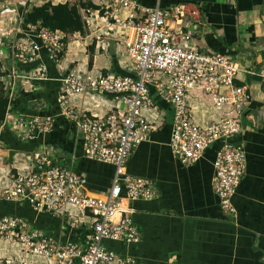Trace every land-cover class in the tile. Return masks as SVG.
<instances>
[{"label": "built area", "instance_id": "2783aa9c", "mask_svg": "<svg viewBox=\"0 0 264 264\" xmlns=\"http://www.w3.org/2000/svg\"><path fill=\"white\" fill-rule=\"evenodd\" d=\"M82 1L92 3L97 7L94 12L111 24L116 13L128 11L121 24L129 32L123 44L131 75L109 71L82 78L69 73L62 76L56 97L58 117L73 125L74 147L83 159L112 166L111 184L105 195L93 196L86 177L61 166L62 157L56 150L41 146L32 156L15 153L8 167L9 178L0 182V202L27 204L36 214L60 219V225L57 232H48L19 216L0 217V253L6 245L13 246L17 259L2 255L0 264H135L104 243L137 245L141 238L130 204L157 196L150 181L126 171L131 153L162 125L164 113L158 112L154 99L170 107L168 147L183 166L198 162L209 147L219 145L211 186L221 212L236 217L232 198L246 171V154L237 138L245 129L243 121L251 102L248 88L236 82L238 75L250 72L228 55L200 52L195 40L202 27L186 20L189 14L183 7L164 10L157 3L153 8H141L135 0ZM136 10L141 11L140 17ZM81 12L88 15L91 11ZM15 15L14 20L0 25V71L4 73L0 82L10 102L19 91L36 92L34 83L47 80V69L40 63L42 53L58 66L67 46L65 33L38 24L25 25L23 15ZM33 64L28 71L20 69ZM260 76L264 79V69ZM95 93L116 101L114 111L98 117L71 101L76 95ZM191 98L200 106L201 124L192 117ZM142 111L154 113L157 120L146 119ZM5 126L19 141H31L49 133L54 118L12 114L8 106L0 132ZM75 158L72 152L70 162ZM81 226L89 230L84 240L70 241L66 234Z\"/></svg>", "mask_w": 264, "mask_h": 264}, {"label": "crops", "instance_id": "0c3cea01", "mask_svg": "<svg viewBox=\"0 0 264 264\" xmlns=\"http://www.w3.org/2000/svg\"><path fill=\"white\" fill-rule=\"evenodd\" d=\"M43 1L0 0V25L5 26L7 19L14 20L15 14L25 15L29 11L28 5L32 8ZM65 1L60 0L58 4ZM138 1L141 8H150L157 0ZM157 3L164 10L177 6L183 7L185 14L194 13L192 17L186 15V20L197 22L202 27L198 40H195L197 49L228 55L242 69L250 72L249 75H238L236 82L245 85L251 95L243 121L245 129L237 138L246 154V171L232 198L236 217L231 218L221 212L211 186L212 164L219 145L209 147L198 162L183 166L173 158L168 147L171 110L166 104H157L158 112L164 113L161 127L131 153L126 165L130 176L150 181L157 195L151 201L130 204L140 242L129 246L110 242L104 245L117 254L132 258L135 264H264V79L260 76L264 69V0H158ZM80 14L86 22L84 35H69L64 55L55 68L57 73H74L82 78H94L109 71L119 76L131 75L130 59L123 44L129 32L121 24L128 11L116 13L113 24L94 11L88 15L80 11ZM135 14L140 17L141 11L136 10ZM49 61L42 53L40 63L48 72L53 66ZM34 66L20 69L28 71ZM71 101L74 106L98 117L118 105L116 101L96 93L76 95ZM37 103L42 105L36 104L38 113L45 109L46 104ZM189 104L194 121L201 124L204 117L198 102L191 98ZM27 108V113L11 111L39 115L29 113L34 106L29 104ZM153 114L142 111L150 121L157 120ZM69 129L67 135L61 132L59 138L70 144L72 130L71 127ZM71 143L72 152L81 156L78 147H74L73 141ZM9 158L10 152L0 146V182L9 178ZM75 168L86 177L91 195L102 196L108 192L114 172L112 166L78 157ZM6 214L23 216L35 228L54 232L47 229L51 222L47 217L24 206L0 204V216ZM88 231L86 226H81L78 240L73 242L83 241ZM66 235L70 241L76 236L74 231ZM2 252L0 256L5 259L17 260L13 256L15 247L6 245Z\"/></svg>", "mask_w": 264, "mask_h": 264}, {"label": "trees", "instance_id": "16d2710c", "mask_svg": "<svg viewBox=\"0 0 264 264\" xmlns=\"http://www.w3.org/2000/svg\"><path fill=\"white\" fill-rule=\"evenodd\" d=\"M135 1L139 5H141L138 0ZM157 2L158 0L156 1L155 5L157 4ZM155 5L151 6L150 8L155 7ZM81 10L85 12L96 11L97 7H95L90 2L82 1V0H75L74 3L65 2L64 4H57V5H53L51 3V0H44L40 5L33 6L31 9H29L28 12L25 13V15H23L24 23L25 25L38 24L39 26L47 28L50 31H61L67 35V43H68L69 35H73L76 33L80 35H84L85 23L83 22L80 14ZM101 14L102 13H100V15ZM62 57L63 54L59 56V59L61 60ZM49 62L52 63L53 66L51 67L52 68L51 71L46 72L47 80L34 83V85L38 87L39 91L32 93L19 91V93L15 96L14 100L10 102L8 99V93L7 91L4 90L3 84L0 82V124H2V122L5 120L8 106L10 108V111L11 109L19 110V111L21 110L27 113L28 108L26 109V106L30 104L31 107L34 106V108L29 109V113L39 114V116L42 117L50 116L54 118L53 129L49 133L45 134L42 137H38L35 140L21 142L16 138V136H14V133L11 132L7 126H5L0 132V146L10 152L9 162H11V157L14 153L23 152L32 156L35 151L41 148V146H45L47 148H50V146H52L50 149L56 150L57 148L58 153L60 151L59 155L62 157V160H59V164L61 166L71 167L72 171L75 174H81L75 168V162L77 161L78 157L81 158V156H79V154L78 156L75 155L76 156L75 160L72 163L70 162V156L73 151L72 143H71L73 141V136H74L73 125L67 122L66 120H64L63 118L58 117L59 112L56 105V97L60 89V80L62 79L63 75H59L57 73V71L55 70L56 65L52 61ZM89 66H90V61H89ZM3 76L4 73L0 71V79ZM154 100L156 106L157 104H165L157 99ZM37 102L46 104L45 109L38 113L35 110V106L36 104H38ZM38 106L41 107L42 105L38 104ZM11 113L15 114L12 111ZM19 114L23 115V113L21 112L18 113V115ZM70 127L72 130V137H71L72 140L69 144L67 143L66 140L63 142L62 139H60L59 137L61 136L60 135L61 132L64 134V136L67 135L68 129ZM0 204L12 205L13 203L0 202ZM20 206H24L28 208L30 211H32L27 204H22ZM9 215L22 217L29 222V219L15 214H6V215H1L0 217L9 216ZM43 216L47 217L51 221L49 224L50 226H48L47 229L57 232L58 227L60 225V219L52 217L48 214H43ZM75 234L76 236H73L72 241L78 240L77 237L79 236L78 231H75Z\"/></svg>", "mask_w": 264, "mask_h": 264}, {"label": "rangeland", "instance_id": "374dc122", "mask_svg": "<svg viewBox=\"0 0 264 264\" xmlns=\"http://www.w3.org/2000/svg\"><path fill=\"white\" fill-rule=\"evenodd\" d=\"M75 0H70V3H74ZM1 164V163H0Z\"/></svg>", "mask_w": 264, "mask_h": 264}]
</instances>
